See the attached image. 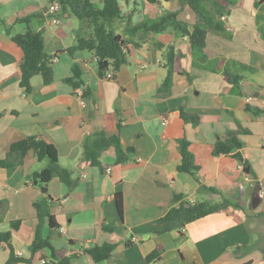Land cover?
<instances>
[{"label": "crops", "instance_id": "1", "mask_svg": "<svg viewBox=\"0 0 264 264\" xmlns=\"http://www.w3.org/2000/svg\"><path fill=\"white\" fill-rule=\"evenodd\" d=\"M91 1L102 5L101 0ZM118 1L121 19L115 30L125 41L127 61L106 78L91 52L66 51L75 44L80 25L73 22L74 16L60 11L55 15L59 23H54L47 10L50 0H0V158L12 142L35 137L53 144L58 164L79 179L69 190L54 176L42 191L43 185L31 175L48 160L36 161L32 151L21 164L0 168V231L10 230L9 223L20 220L9 239L18 259L12 264H58L70 254L76 256L69 264H147L146 255L157 245L162 247L161 259L152 264H264V247L251 237L254 232L264 235L257 221L259 212H264L260 185L264 183V3L236 0L228 5L225 32H208L199 50L180 32L130 31L141 20L172 11L192 30L197 19L188 5L181 7L178 0ZM30 15H37L29 22L30 29L41 32L44 51L54 56V79L43 84L39 76L32 77L33 93L26 95L19 86L22 51L11 37L27 27L18 18ZM170 47L176 68L168 90H159L167 75ZM74 64L83 82L78 88H88L89 97L80 98L65 80ZM225 74L238 80L230 83ZM180 110L195 116L197 124L184 121ZM238 130L244 131L239 137L245 143L243 159L248 161L249 175L243 172L242 161L222 163L210 154L218 138ZM97 132L118 134L124 150L130 149V159L116 164L110 147L100 156L102 170L90 166L83 159V143ZM180 138L194 146L199 169L193 175L177 169ZM200 184L216 191L200 192ZM256 184L259 209L250 207L252 193L246 198L247 188ZM117 192L123 200L121 218L115 207ZM175 194L193 203L227 199L238 207L196 219L179 231L158 233L163 226L160 218ZM44 198L57 224L49 229L46 218L41 221L42 235L51 236L53 254L49 248L32 252L30 247L39 223L33 203ZM102 242L114 243L116 249L99 263L81 250ZM8 256L9 248L0 243V264Z\"/></svg>", "mask_w": 264, "mask_h": 264}, {"label": "trees", "instance_id": "2", "mask_svg": "<svg viewBox=\"0 0 264 264\" xmlns=\"http://www.w3.org/2000/svg\"><path fill=\"white\" fill-rule=\"evenodd\" d=\"M56 1L61 12H67L78 19L80 25L75 31V44L66 49L68 54L72 55L75 50H83L91 52L97 61L98 71L103 75L107 71L116 73L120 67L127 61V49L125 41L121 35L115 30V23L121 19V5L118 0H101L102 5H97L91 0H50ZM149 3L157 0H146ZM180 6L188 5L196 15V23L193 29L189 30L188 25L177 20V11L168 12L157 19H144L134 24L131 32L143 30L146 32L159 33L165 30L180 32L187 35L192 48L203 49L205 38L208 32L222 33L225 32L222 16L229 12L228 5L235 4L236 0H178ZM264 3V0H258L254 4L257 6ZM37 15H30L18 18L19 22L27 25L23 33L15 34L11 37V41L18 46L22 51V58L19 62V86L24 90L26 95L33 93L31 79L34 76H39L43 84H49L54 79L53 58L44 51V39L41 32H34L29 27V22L36 18ZM261 35L264 37V26L261 27ZM167 75L164 78L159 90H168L171 83V74L176 68V56L173 48L170 47L166 57ZM246 69V67L244 66ZM226 79L230 83L238 80V76L230 78L225 74ZM72 84L73 88L82 86L83 82L80 78V71L74 64L72 66V75L65 78ZM82 96L89 97L91 93L88 88H82ZM254 112H263L255 109ZM181 118L196 125L198 119L189 115L183 110H180ZM1 117V113H0ZM119 128V125H116ZM243 130L228 131L224 136L218 138L213 144L210 154L221 160L222 163H229L235 160L242 161V170L246 175L251 174L248 161L243 159V150L245 143L240 139L239 133ZM180 152L181 159L177 166L178 171L189 174H195L199 166L196 163V153L194 146L185 138H180L176 142ZM112 147L115 155V163L121 164L127 162L130 149L124 150L122 147L120 136L113 134L107 136L103 132L94 133L92 136L85 139L83 143V159L94 167H99L102 170L100 156L108 148ZM32 151L36 161L48 160V164L42 170L31 175L33 180H36L40 185H46L50 179L57 176L65 183L69 190L74 189L78 183V178H73L71 172L58 164V154L53 144L35 137H25L15 142H12L4 158H0V168H10L19 165L23 162L26 154ZM200 192H215V188L200 184ZM115 207L118 217H122L123 200L122 194H115ZM47 198L33 203L37 210L39 223L36 226L34 237L31 242V250L35 252L39 249L49 248L54 252L50 244V235L43 236L41 233V221L46 218L49 229L57 228V224L53 220V216L49 213L47 206ZM48 200H51L48 198ZM237 207L227 199L219 201L201 200L199 202H188L182 200L181 194H175L171 199V205L165 208L163 215L160 218L162 228L158 233H163L172 229L178 230L186 226L188 223L209 215L214 212L226 210L229 207ZM260 215L264 216V212ZM1 221V219H0ZM20 225V220H14L9 223L10 230L0 231V243H5L9 248V256L5 264H12L17 261L13 249L9 244L11 230H16ZM106 231H111V227H103ZM71 243V242H70ZM130 242L127 241L126 245ZM116 249V244L102 242L93 244L88 248L81 250L88 254L92 260L99 263L109 258ZM162 247L157 245L155 249L146 255L145 261L147 264L159 262L161 259ZM76 254H70L58 262V264H69L71 258Z\"/></svg>", "mask_w": 264, "mask_h": 264}, {"label": "rangeland", "instance_id": "3", "mask_svg": "<svg viewBox=\"0 0 264 264\" xmlns=\"http://www.w3.org/2000/svg\"><path fill=\"white\" fill-rule=\"evenodd\" d=\"M98 3L99 2H97V5H99ZM72 20H73V22H75V24L79 23L78 19H76L75 17H72ZM240 70H242V69H240ZM260 185L264 189V183H261ZM252 192H253V187H248L247 190H246V198L247 199L250 198V195H251ZM232 204H235V203H232ZM235 205H237V204H235ZM261 206H263V205H260V208H261ZM234 208H236V207H234ZM258 209H259V207H258ZM252 210H254V209H251V210L250 209H246V211H249V212H252ZM244 220L246 221L245 217H244ZM257 221H258V223L260 225V229H261L262 234H264V216L260 215V212L258 214ZM251 237H252V240H253L252 242H254V243L256 242L257 244H260L261 247H264V235L260 236L258 232H254V233L251 234Z\"/></svg>", "mask_w": 264, "mask_h": 264}, {"label": "built area", "instance_id": "4", "mask_svg": "<svg viewBox=\"0 0 264 264\" xmlns=\"http://www.w3.org/2000/svg\"><path fill=\"white\" fill-rule=\"evenodd\" d=\"M47 10H48L51 14H53V16L51 17L52 22H54V23H59V18L55 16L57 13H59V12L61 11V10H60V6H59V4H58L56 1H53V2H51V3L49 4ZM221 18L223 19L224 17L222 16ZM105 77H106V78H111V77H112V71H107V72H105ZM76 93H77V95H78L80 98L82 97V90H81L80 88H76ZM249 99H250V98H248V100H249ZM81 103H82V105L84 106L83 99H81ZM161 118H162L163 123H166V122H167L166 118H163V117H161ZM105 171H106V172H109V171H110V168H109V167L105 168Z\"/></svg>", "mask_w": 264, "mask_h": 264}, {"label": "water", "instance_id": "5", "mask_svg": "<svg viewBox=\"0 0 264 264\" xmlns=\"http://www.w3.org/2000/svg\"><path fill=\"white\" fill-rule=\"evenodd\" d=\"M42 191H46V186L42 187ZM261 202V196H260V187L258 184L255 185L251 199H250V207L256 208Z\"/></svg>", "mask_w": 264, "mask_h": 264}]
</instances>
